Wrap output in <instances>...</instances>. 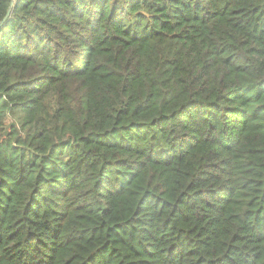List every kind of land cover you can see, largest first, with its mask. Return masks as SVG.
<instances>
[{"label":"trees","instance_id":"16d2710c","mask_svg":"<svg viewBox=\"0 0 264 264\" xmlns=\"http://www.w3.org/2000/svg\"><path fill=\"white\" fill-rule=\"evenodd\" d=\"M0 24V264H264V0Z\"/></svg>","mask_w":264,"mask_h":264},{"label":"water","instance_id":"95a60500","mask_svg":"<svg viewBox=\"0 0 264 264\" xmlns=\"http://www.w3.org/2000/svg\"><path fill=\"white\" fill-rule=\"evenodd\" d=\"M13 4V3H12ZM12 6V5H11ZM10 12H11V7L9 8V10H8V12H7V16L10 14ZM2 24V23H1ZM0 24V25H1Z\"/></svg>","mask_w":264,"mask_h":264}]
</instances>
